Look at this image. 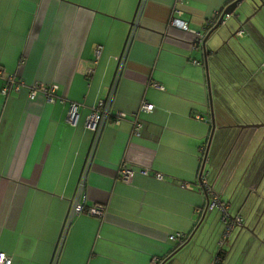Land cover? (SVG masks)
Masks as SVG:
<instances>
[{
  "label": "crops",
  "instance_id": "0c3cea01",
  "mask_svg": "<svg viewBox=\"0 0 264 264\" xmlns=\"http://www.w3.org/2000/svg\"><path fill=\"white\" fill-rule=\"evenodd\" d=\"M138 2L0 0V251L11 264L49 263L91 140L86 118L106 96L124 47L86 180L87 202L105 203L106 210L74 218L59 264H151L153 256L170 254L164 264H264V231L254 223L264 202V124L240 128L222 105L229 85L264 117V5L253 11L254 3L243 0L205 42L217 94L202 178L243 217L214 262L223 223L217 209L202 220L197 212L207 199L199 177L211 129L204 53L190 30L169 20L179 9L189 29L205 34L230 0H145L133 26ZM10 72L22 83L4 94ZM40 82L58 88L31 96ZM143 100L153 103L150 111L138 110ZM71 102L78 104L73 124L66 120ZM117 112L125 113L119 122ZM122 163L134 170L130 182L119 177ZM177 231L180 246L169 239Z\"/></svg>",
  "mask_w": 264,
  "mask_h": 264
},
{
  "label": "built area",
  "instance_id": "2783aa9c",
  "mask_svg": "<svg viewBox=\"0 0 264 264\" xmlns=\"http://www.w3.org/2000/svg\"><path fill=\"white\" fill-rule=\"evenodd\" d=\"M177 1L181 2L183 0H177ZM144 2L145 0H139L138 2L134 20H133V26L137 24V21L140 16L141 10L143 8ZM175 10L177 14L175 15L173 14L171 16L169 23L183 30H190L195 35V41L193 43V46L201 45L202 39L204 37V31L189 29L187 23L178 16V14L180 13V10L179 9H175ZM219 12L220 11H217L214 13L212 17L213 21L217 19ZM228 16L229 14L226 13L225 17H228ZM208 23H210L209 24L210 26L211 22H208ZM208 23H206V25H208ZM242 32H243L242 29L237 30V34H241ZM128 36L130 39L132 36V30L129 32ZM125 51H126V47L123 48L122 52L117 57L116 70H115L113 79L109 85V89H108L106 96L99 98L97 100V102L92 106L91 111L86 118L85 123H86V127L91 131V140L88 146V150H87L84 162H83L80 175L76 183L74 193L70 200L67 213L65 215L59 236L55 243L54 250L52 252V256L48 264H59L67 231L76 216H78L81 213H87L93 216L102 217L105 213V210H106L105 203H102V202L88 203L87 202L86 180H87L88 171L91 168V165L93 162L94 154L96 152V148H97L99 139L101 137L102 130L110 114L112 97H113L115 87L118 82L120 73L123 68L124 60H125ZM0 72H2L1 68H0ZM4 78H5V82L1 89V92L4 94L8 91L10 87H12L15 90H18L20 87V84L22 83L21 80L17 79L16 72H12V73L10 72L7 75H5ZM152 84L154 86H159L157 82H153ZM57 88H58V85L56 83H51L48 85L41 83V82L33 83L30 94L31 96L34 95L38 89L43 90V91L54 92L57 90ZM47 99L52 101L54 100V97L47 95ZM77 107H78V104L76 102H71L68 107L67 114H66V120L71 124L75 123L77 119V115H78ZM152 108H153V103L143 100L140 103L138 110L139 111L141 110L150 111ZM136 115H137L136 112H134L133 116H136ZM116 116L117 117L115 121L119 122V120L125 116V113L117 112ZM194 116L195 118H198V119H205V117L200 115L199 113H195ZM140 126H141V122L138 119H136L134 121V133L137 135H139L140 133L139 131ZM201 152H202L201 161L203 162L205 146H201ZM133 172L134 170L131 167L127 166L124 163L120 164L119 177L121 180L125 182H130L133 176ZM141 172L147 173L148 168L141 169ZM155 176L159 179L164 178L161 172H155ZM199 178H200V186L203 192L205 193L207 199H206L204 206H202L201 208H197V212L202 213L204 209L211 210L213 208H216L218 210L220 221L223 223V226H224L221 238L218 241L219 251H220L222 250L223 245L226 242L231 230L234 227H237L243 224V217L238 213L233 214L230 212L226 201H224L221 198L220 194L214 190L211 184H209L207 181H205L202 178V173ZM183 238L184 236L180 231L169 234V239L176 241V242H181ZM159 261H160V258H158L157 256H153L151 258V264H158ZM214 262H218V254L215 256ZM11 263H12L11 256L5 253L4 251H0V264H11Z\"/></svg>",
  "mask_w": 264,
  "mask_h": 264
},
{
  "label": "rangeland",
  "instance_id": "374dc122",
  "mask_svg": "<svg viewBox=\"0 0 264 264\" xmlns=\"http://www.w3.org/2000/svg\"><path fill=\"white\" fill-rule=\"evenodd\" d=\"M256 9H257V7H255L253 9V11H255ZM262 13H263V9H260L259 12H258V15H260ZM248 16H249V14L246 15L245 18L248 17ZM247 23L248 22H246V24ZM222 26H224V25H222ZM228 86H227V88L224 89V92L222 91L223 94L225 95V98L222 99L223 100L222 105H223V108L225 110L224 112L228 113L229 117H231L232 120L239 121L240 123H241L240 120L258 122V119H260V118L263 119L264 118L263 115H261V113L257 109V107L253 103H251L250 99L237 98L238 95H235L233 93V91ZM210 88H211V95H212V102H213L214 95L217 94V92L215 91V83L214 82L211 83V81H210ZM233 95L237 98V100L232 97ZM243 96H244V94H243ZM255 194H254V196H257ZM261 202H262V199L260 198L259 201H258V205ZM213 209H216V208H213ZM211 210H208V211L210 212ZM263 210H264V202H263L262 206L260 207V210L258 211V214L255 217L254 223H258V225H257L258 230L262 229L264 231V213H263ZM262 213H263V215H262L260 221L258 222L259 215H261ZM257 227H256V231H257ZM263 231L261 232L262 234H263Z\"/></svg>",
  "mask_w": 264,
  "mask_h": 264
},
{
  "label": "water",
  "instance_id": "95a60500",
  "mask_svg": "<svg viewBox=\"0 0 264 264\" xmlns=\"http://www.w3.org/2000/svg\"><path fill=\"white\" fill-rule=\"evenodd\" d=\"M242 1L243 0H232L224 8H222L220 10V12H219V15H218L216 21L206 31V33L204 34V37L202 39L201 47H202L203 53H204V67H205V71H206V82H207L206 84H207L209 104H210V114H211V129H210V133H209L208 140H207V145H206L205 152H204V159H203V162H202L201 167H200V173L203 170L205 160H206V158L208 156L209 146H210V143H211V140H212V137H213L214 129L216 127L215 126V124H216L215 123V118H214V114H213L212 95H211L210 77H209V64H208L207 52H206V48H205V42H206V40L209 38V36L212 33L218 32V30L220 31V29H221V27L224 24L225 19H226L225 14L226 13L231 14L237 7L240 6ZM251 1L254 3L255 7H257V8H260L262 5H264V0H259L260 2H257L256 0H251ZM245 19H247V17ZM133 20L134 19H132L130 21L131 24L133 23ZM263 124H264V122H249V123L244 122V123H238L237 125L240 128H242L243 126H247V125L259 126V125H263ZM206 211H207V209L203 210L201 220L205 216ZM193 232L194 231H192L190 234H192ZM171 256H172V254H170L169 256L164 258V260L162 261L161 264H164L166 261H168L169 258H171Z\"/></svg>",
  "mask_w": 264,
  "mask_h": 264
},
{
  "label": "trees",
  "instance_id": "16d2710c",
  "mask_svg": "<svg viewBox=\"0 0 264 264\" xmlns=\"http://www.w3.org/2000/svg\"><path fill=\"white\" fill-rule=\"evenodd\" d=\"M230 1H232V0H230ZM183 243H184V240H182L181 242H178V243H177V246H180V245L183 244ZM222 254H223V251H222V250L218 251V258H220V256H221ZM162 261H163V258L160 259V261L158 262V264H161Z\"/></svg>",
  "mask_w": 264,
  "mask_h": 264
}]
</instances>
